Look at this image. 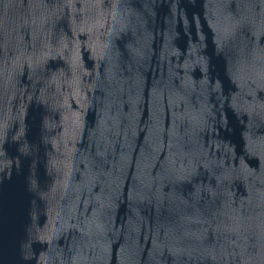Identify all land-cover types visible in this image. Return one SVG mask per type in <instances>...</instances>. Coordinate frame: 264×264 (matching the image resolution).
<instances>
[{
    "label": "water",
    "instance_id": "1",
    "mask_svg": "<svg viewBox=\"0 0 264 264\" xmlns=\"http://www.w3.org/2000/svg\"><path fill=\"white\" fill-rule=\"evenodd\" d=\"M0 264H264V0H0Z\"/></svg>",
    "mask_w": 264,
    "mask_h": 264
}]
</instances>
